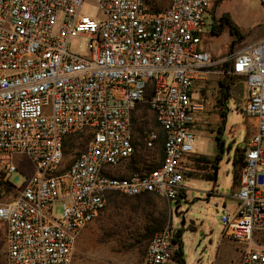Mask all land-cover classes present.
Here are the masks:
<instances>
[{"label": "built area", "instance_id": "1", "mask_svg": "<svg viewBox=\"0 0 264 264\" xmlns=\"http://www.w3.org/2000/svg\"><path fill=\"white\" fill-rule=\"evenodd\" d=\"M85 1L0 0V181L18 190L0 203L5 264H72L109 192L177 204L194 171L204 110L194 88L211 76L243 84L241 114L254 122L235 203L221 207L222 237L238 247L240 264H264V38L217 58L199 49L211 0H169L161 11L148 0H91L100 22L82 14ZM76 39L85 41L82 53L72 51ZM142 103L159 133L143 129L141 141L146 149L161 141V160L117 176L136 153ZM76 137L84 148L62 168L65 144ZM15 155L32 166L20 187L10 182ZM175 234L172 224L156 233L141 264H176Z\"/></svg>", "mask_w": 264, "mask_h": 264}, {"label": "rangeland", "instance_id": "2", "mask_svg": "<svg viewBox=\"0 0 264 264\" xmlns=\"http://www.w3.org/2000/svg\"><path fill=\"white\" fill-rule=\"evenodd\" d=\"M147 3L155 11H161L169 5V0H148ZM82 14L98 22L103 19L101 11L91 0L85 1ZM211 15L205 19L207 27L202 46L205 42L211 45L217 58L226 57L241 45L264 38V15L257 0H211ZM223 15L233 22L240 37L226 23L222 24L219 33L216 32ZM84 44L82 39L74 40L72 51L82 53ZM219 78L211 76L194 88L195 98L203 103L204 110L195 127L198 146L193 157L194 171L184 182L188 201L181 200L177 205L152 194L129 197L118 193L110 197L113 191L109 192L106 207L77 240L73 264H141L149 240L155 235L148 237V233L163 219V229L171 224L176 231L184 229L182 240L186 264H208L210 260L212 264H234L239 253L236 251L234 255V247L222 237L221 207L215 205L216 195H211L210 191L232 193L234 155L237 153L239 166L242 148L253 132L254 122L241 114L243 84L238 80L222 81ZM134 117L138 119L135 123L136 153L116 168L117 176L145 172L155 168L161 160V143L146 149L140 136L143 129L159 133L153 114L142 103L137 106ZM85 141L80 137L68 139L62 168L68 167L84 148ZM13 161L18 173L11 175L10 182L20 187L32 173V166L23 156L15 155ZM137 162L141 165L134 171L131 166ZM216 167L217 180L213 189L212 184L198 179H206ZM17 193V189H6L0 181V203L14 200ZM53 215H60L59 206L54 207ZM182 219L184 226L180 227ZM5 231V223L0 220V264H5Z\"/></svg>", "mask_w": 264, "mask_h": 264}, {"label": "trees", "instance_id": "3", "mask_svg": "<svg viewBox=\"0 0 264 264\" xmlns=\"http://www.w3.org/2000/svg\"><path fill=\"white\" fill-rule=\"evenodd\" d=\"M223 23L228 24L230 29H231V31L233 33H235L237 36L240 37V34H239L236 26L233 24V22L229 19V17L227 15H223V17L220 19V25L218 26V29L216 30L217 33L220 32ZM213 31H215V30L213 29L212 32ZM253 134H254V128H253V132L251 133L250 136H252ZM160 143H161V141H160ZM161 147H162V143H161ZM142 162H143L142 164L144 165L145 164L144 161H142ZM139 165H141L140 162L133 163L132 166H131V169L134 170V171H137V170H139ZM233 165H237V153L234 155ZM216 169H218V168L216 167ZM238 176H239V166H238L237 170L235 171V176H234L235 182H237ZM206 180L207 181H214V173L206 176ZM2 184L5 186L6 189H10L11 188L8 184H5L4 182H2ZM117 194L118 193L112 192L110 194V197L116 196ZM136 197H139V196H136ZM178 202L179 201H177V203ZM164 223H165V220L163 219V221L159 222L152 230H150V232L148 233V237L153 236L154 234H156L159 231H161L163 229V227H164ZM183 231H184L183 228H180V229H178L176 231V234H175V242L177 244V249L175 251L176 264H185L184 257H183V242H182V239H181Z\"/></svg>", "mask_w": 264, "mask_h": 264}, {"label": "crops", "instance_id": "4", "mask_svg": "<svg viewBox=\"0 0 264 264\" xmlns=\"http://www.w3.org/2000/svg\"><path fill=\"white\" fill-rule=\"evenodd\" d=\"M199 49L202 50V51H205V52H209L210 54H212L214 57H217L215 55V53H213V51L211 50V45H209L207 42L204 43V46H202V42L200 43V46H199ZM238 165V164H237ZM237 165H234V170H233V180H232V186H233V190H232V193L230 195L224 193H219V190H211V195H216V198H215V205L219 206V207H222V206H226V205H233L235 203V201L233 200L232 198V195L233 193L235 192V189H236V182H235V179H234V176H235V171L237 170L238 166ZM218 171V169H217ZM198 180H205L206 182H208L209 184H212V188L214 189L216 187V181H207L206 179H198ZM217 180V178H216ZM235 182V183H234ZM189 197H188V193L185 192L183 193L182 195V198L181 200H185V201H188ZM180 200V201H181ZM180 201L178 203H180ZM209 202V201H208ZM177 203V205H179ZM184 230V229H183ZM84 231V230H83ZM183 235V234H182ZM79 239V238H78ZM182 239V237H181ZM183 242V240H182ZM228 242V241H227ZM230 245H232L234 247V255L236 253V251H238L239 253V249L238 247L235 245V244H232L231 242H228ZM75 250V249H74ZM73 260H74V255H73ZM212 260H210L208 262V264H212ZM73 264V262H72ZM75 264V263H74ZM186 264V263H185ZM234 264H240V253L238 255H236V257L234 258Z\"/></svg>", "mask_w": 264, "mask_h": 264}, {"label": "water", "instance_id": "5", "mask_svg": "<svg viewBox=\"0 0 264 264\" xmlns=\"http://www.w3.org/2000/svg\"><path fill=\"white\" fill-rule=\"evenodd\" d=\"M216 178H217V169L214 172V181H216ZM183 226H184V220L182 219V221L180 223V227H183Z\"/></svg>", "mask_w": 264, "mask_h": 264}]
</instances>
